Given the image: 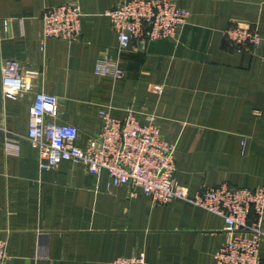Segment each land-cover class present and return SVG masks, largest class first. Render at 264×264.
Listing matches in <instances>:
<instances>
[{"label": "crops", "instance_id": "crops-1", "mask_svg": "<svg viewBox=\"0 0 264 264\" xmlns=\"http://www.w3.org/2000/svg\"><path fill=\"white\" fill-rule=\"evenodd\" d=\"M189 11L176 38L119 48L106 11L120 0H0V238L5 264H108L144 252L146 264H217L230 234L224 220L181 199L155 204L141 189L107 187L109 176L70 160L41 170L27 138L37 92L57 96L54 122L71 124L85 146L102 129L99 111L117 119L128 109L141 122L156 116L176 145L174 179L191 195L204 187L264 186V0H172ZM76 3L83 12L75 41L49 38L41 47L45 9ZM257 28L255 52L231 49L223 32ZM124 70L116 79L96 72L101 58ZM33 72L31 88L6 98L4 61ZM164 86L162 95L149 90ZM6 137L18 140L7 155ZM254 219V215L251 216ZM264 264V242L260 247Z\"/></svg>", "mask_w": 264, "mask_h": 264}, {"label": "built area", "instance_id": "built-area-1", "mask_svg": "<svg viewBox=\"0 0 264 264\" xmlns=\"http://www.w3.org/2000/svg\"><path fill=\"white\" fill-rule=\"evenodd\" d=\"M117 34L119 48L128 49L141 39L150 41L176 38L185 25L189 11L172 0H120L106 11ZM83 12L76 3L45 9L42 15L41 47L49 38L77 40L82 31ZM224 40L233 50L255 52L263 38L259 30L233 24L223 32ZM2 92L6 98H18L31 88L26 71L15 60L2 63ZM96 72L119 79L124 70L114 60H98ZM149 90L162 95L164 86L152 84ZM59 112L57 96L37 92L30 107L31 121L27 138L39 153V167L48 170L64 160L82 164L90 173L107 172V187L127 185L132 191L141 189L155 204L181 199L221 217L230 234L227 242L215 253L217 264H263L260 247L264 242V186L254 189L232 187L227 183L204 187L191 195L174 179L176 145L163 138L156 116L149 115L143 123L137 112L128 109L124 119H117L109 108L99 111L102 119L100 134L85 146L78 144L79 131L71 124L53 121ZM7 155H17V139L6 137ZM254 215V219H250ZM8 259L7 240L0 238V264ZM108 264H146L144 252L118 257Z\"/></svg>", "mask_w": 264, "mask_h": 264}]
</instances>
